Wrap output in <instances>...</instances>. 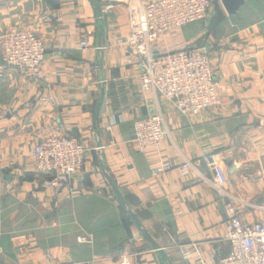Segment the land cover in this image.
I'll use <instances>...</instances> for the list:
<instances>
[{"label":"crops","instance_id":"crops-1","mask_svg":"<svg viewBox=\"0 0 264 264\" xmlns=\"http://www.w3.org/2000/svg\"><path fill=\"white\" fill-rule=\"evenodd\" d=\"M15 28L39 34L46 59L38 79L0 66V264L225 257L229 197L216 186L212 157L242 220L264 218V0H247L238 15L212 0L205 20L159 38L162 52L194 47L210 55L221 103L191 117L141 89L124 4L100 13L91 0H0V37ZM158 111L169 133L159 148L140 151L135 122ZM51 135L88 149L83 170L60 189L42 185L31 155Z\"/></svg>","mask_w":264,"mask_h":264},{"label":"built area","instance_id":"built-area-1","mask_svg":"<svg viewBox=\"0 0 264 264\" xmlns=\"http://www.w3.org/2000/svg\"><path fill=\"white\" fill-rule=\"evenodd\" d=\"M124 4L129 18V35L125 43L138 59L139 82L144 92L160 95L168 104L187 117L196 115L221 103L215 69L209 53L202 48L186 47L160 51L159 38L166 32L186 24L205 20L212 0H154L142 4L139 0H105L102 13ZM87 41L81 46L86 47ZM46 46L42 37L30 29H11L0 37V66L18 70L28 79H38L43 72ZM168 130L160 111L135 122L133 140L140 151L159 148ZM87 146L81 140L67 135H51L33 147L31 155L43 175L45 188L60 189L69 184L83 170ZM216 186L225 201V238L230 252L213 262L199 264H264V218L252 223L242 220L236 201L224 186L228 175L215 157L210 159ZM186 169L187 165H183ZM154 169V173L165 170ZM87 242L86 236L79 237ZM58 264H95L93 260L65 261ZM122 264H131L128 261Z\"/></svg>","mask_w":264,"mask_h":264},{"label":"water","instance_id":"water-1","mask_svg":"<svg viewBox=\"0 0 264 264\" xmlns=\"http://www.w3.org/2000/svg\"><path fill=\"white\" fill-rule=\"evenodd\" d=\"M246 1L247 0H221V3L225 9V11L227 12L228 15H238L239 14V11L240 9L246 4ZM92 4L96 7V9L102 13L101 11V6L99 4L96 3V1L94 0H91ZM101 105V103H100ZM99 105V107H100ZM98 107V108H99ZM113 185V188L117 194V198L119 200V203L122 207V209L129 215V217H131L133 219V221L140 227V229L142 230L143 234L145 235V237L148 239V241L151 243V245L158 249L159 246L158 244L154 241V239L151 237V235L147 232V230H145L141 223L139 222V219L136 217V215L131 211L129 210L127 207H126V203L123 199V196L121 195L120 193V190L116 187V185ZM163 261L161 264H171L170 262L166 263V257L163 255Z\"/></svg>","mask_w":264,"mask_h":264}]
</instances>
